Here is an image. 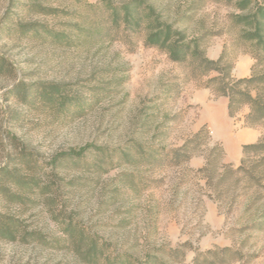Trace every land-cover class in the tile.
<instances>
[{"label": "rangeland", "instance_id": "obj_1", "mask_svg": "<svg viewBox=\"0 0 264 264\" xmlns=\"http://www.w3.org/2000/svg\"><path fill=\"white\" fill-rule=\"evenodd\" d=\"M148 1L168 22L181 19L178 25L189 35L203 29L221 31L210 37L207 56L218 58L228 45L234 77L238 60L249 56L253 62L248 50L231 42L229 16L243 12L235 5L226 0ZM26 13L23 3L0 0V57L7 60L0 72V168L17 155L16 144L41 154L45 162L58 152L92 145L85 160L61 172L76 185L63 199L64 206L63 200L58 202V209L106 244L107 256H131L137 264L154 248L188 243L179 252L185 251L184 262L190 263L198 251L234 245L246 258L233 264H264V226H252L262 202L249 205L243 176H231L217 199L207 174L197 172L206 163L207 150L178 166L158 155L161 149L177 148L197 131L203 106L193 95L203 87L185 81V67L141 41L134 49L119 41L71 49L52 46L18 31V18H30ZM64 16L45 22L60 25L68 20ZM31 20L43 19L36 15ZM37 82L67 84L91 106L71 116L41 102H25L21 85ZM215 143L219 142L211 140L210 133L207 148ZM221 163L228 164L224 156ZM239 163L230 164L237 168ZM211 173L217 182L218 172ZM231 184L235 189L225 194ZM4 204L0 198V209L5 210ZM28 206L8 209L29 229L42 233L44 240H0V264H90L57 246L64 241L62 226L46 207ZM165 264L182 263L170 258Z\"/></svg>", "mask_w": 264, "mask_h": 264}, {"label": "trees", "instance_id": "obj_2", "mask_svg": "<svg viewBox=\"0 0 264 264\" xmlns=\"http://www.w3.org/2000/svg\"><path fill=\"white\" fill-rule=\"evenodd\" d=\"M222 1V0H218ZM235 5L242 13L229 16L231 42L236 47L249 51L253 65L250 75L236 78L232 75L233 62L227 59V47L216 58L207 56L208 42L211 36L222 34L214 29H203L189 35L182 29L177 18L168 22L165 15L156 11L148 0H98L96 3L83 0H13L15 5L23 3L26 16L18 18V31L31 38H39L45 43L62 48H79L91 44H105L116 41L125 43L130 49L142 42L144 46L159 49L170 61L181 64L186 70L187 82L196 81L200 86L210 90L216 97L228 98V114L234 117L246 106L245 126L264 127V0H226ZM58 3L73 4V9H61ZM39 15L43 20H31ZM65 15V16H64ZM64 16L68 20L60 25L50 26L45 20ZM7 60L0 57L2 63ZM24 101L30 104L41 102L49 108L58 109L71 116L82 114L91 106L84 103L74 89L58 82H37L30 86L21 85ZM207 126L200 127L195 134L187 138L174 149L159 150L171 159L174 166L187 163L199 150H207L208 156L203 167L197 172L207 174L209 187L218 192L217 199L223 195V184L233 175H242L244 188L248 191L249 205L261 201L260 214L253 219L255 227L264 226V132L255 143L243 145V157L237 168L232 164L221 163L224 149L219 143L207 148L209 140ZM15 140V139H13ZM17 155L12 156L0 168V198L5 203L0 209L1 241H41L42 233L29 229L20 215L10 211L13 206L20 209L38 204L50 211L52 219L62 226L64 241L57 246L70 249L90 264H134L131 256L125 258L107 256V245L101 244L96 235H91L78 224L72 215L64 209H58V202L73 193L74 180H66L61 172L74 167L85 160L86 152L92 145L73 147L58 152L49 162L41 158V154L27 150L22 143L15 145ZM98 151L103 149L96 148ZM139 151V150H138ZM141 152L142 149L140 150ZM215 166L216 168H213ZM46 168H48L46 170ZM218 172V180L214 183L211 172ZM212 174V173H211ZM231 184L225 194L235 189ZM220 188V189H219ZM62 206L67 200H63ZM10 208V209H8ZM256 216V215H255ZM251 226V227H252ZM182 243L175 248L160 246L147 253L145 261L137 264H165L170 258L182 264H233L244 261L246 254L241 248L232 246H215L205 251L196 252L190 263H185V251L179 252ZM58 247V248H59ZM180 253L181 257H180Z\"/></svg>", "mask_w": 264, "mask_h": 264}, {"label": "crops", "instance_id": "obj_3", "mask_svg": "<svg viewBox=\"0 0 264 264\" xmlns=\"http://www.w3.org/2000/svg\"><path fill=\"white\" fill-rule=\"evenodd\" d=\"M253 62L249 56L242 57L234 69L237 78L250 74ZM194 102L203 106L196 130L207 126L211 140L219 142L224 149L225 162L238 163L243 156V145L257 142L263 135L260 127L245 126L246 106L232 117L228 114V98L216 97L210 90L196 89Z\"/></svg>", "mask_w": 264, "mask_h": 264}]
</instances>
